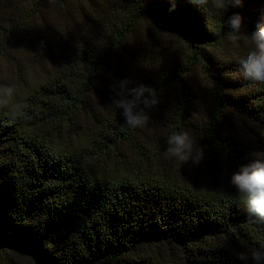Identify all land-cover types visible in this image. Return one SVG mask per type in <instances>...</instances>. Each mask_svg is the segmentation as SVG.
I'll list each match as a JSON object with an SVG mask.
<instances>
[{"label": "trees", "instance_id": "trees-1", "mask_svg": "<svg viewBox=\"0 0 264 264\" xmlns=\"http://www.w3.org/2000/svg\"><path fill=\"white\" fill-rule=\"evenodd\" d=\"M234 13L250 34L264 0H0V264H254L264 223L230 179L264 150V84ZM123 80L157 91L143 127ZM180 131L198 164L167 155Z\"/></svg>", "mask_w": 264, "mask_h": 264}, {"label": "clouds", "instance_id": "clouds-1", "mask_svg": "<svg viewBox=\"0 0 264 264\" xmlns=\"http://www.w3.org/2000/svg\"><path fill=\"white\" fill-rule=\"evenodd\" d=\"M204 9L211 4L216 11H226L230 6H235L239 0H192ZM173 3V7H174ZM230 27L229 39L232 41L244 40L248 46L246 56L239 63L245 79L254 80L264 84V22H260L250 34L242 31V17L234 13L227 20ZM129 80L119 82L118 96L115 101L118 108L123 109L122 115L126 124L131 128L143 127L150 120L146 109L155 107L159 102L157 91L146 85H138L129 89ZM115 88V85H114ZM148 93L147 96L144 94ZM16 94L15 86L0 88V106H7ZM131 96L129 99L127 96ZM142 105V106H141ZM21 105H17L19 109ZM166 153L170 158H176L185 163L191 160L199 163L203 159V149L198 147L196 139L187 131L173 132L167 138ZM253 159L240 165L239 170L231 175L230 182L243 196L245 210L249 216L256 218V222L264 223V150L251 153ZM250 257L254 264H264V245L258 250H253ZM240 259L247 260L248 254L241 253Z\"/></svg>", "mask_w": 264, "mask_h": 264}]
</instances>
